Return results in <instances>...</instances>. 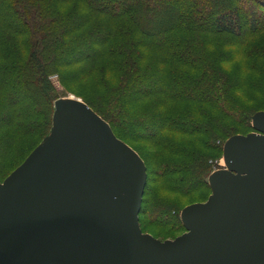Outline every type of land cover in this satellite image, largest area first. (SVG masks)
<instances>
[{"label":"trees","instance_id":"trees-1","mask_svg":"<svg viewBox=\"0 0 264 264\" xmlns=\"http://www.w3.org/2000/svg\"><path fill=\"white\" fill-rule=\"evenodd\" d=\"M53 74L144 161L142 232L174 238L223 143L264 111V0H0V181L51 128Z\"/></svg>","mask_w":264,"mask_h":264},{"label":"water","instance_id":"water-1","mask_svg":"<svg viewBox=\"0 0 264 264\" xmlns=\"http://www.w3.org/2000/svg\"><path fill=\"white\" fill-rule=\"evenodd\" d=\"M73 97L53 101L48 134L0 181V264H264V111L223 143L185 230L161 240L139 224L144 161Z\"/></svg>","mask_w":264,"mask_h":264},{"label":"rangeland","instance_id":"rangeland-1","mask_svg":"<svg viewBox=\"0 0 264 264\" xmlns=\"http://www.w3.org/2000/svg\"><path fill=\"white\" fill-rule=\"evenodd\" d=\"M148 1H151V0H148ZM157 1V0H156ZM156 1L154 0V2L156 3ZM204 3V2H203ZM202 3V4H203ZM190 11V10H189ZM189 11H187V14L189 15L190 13H189ZM82 47H85L84 45L82 46ZM83 51H87V48H81L80 50H78V51H76V52H74V54L75 55H77V54H79L80 52H83ZM226 66L228 67L229 65L228 64H226ZM50 79L52 80V82H53V84H54V86L56 87V89H57V91H58V94H59V97H66V98H69L70 96L71 97H73V96H75V95H73V94H71V93H67L65 90H64V88H63V86L61 85V83H60V80H59V78H58V76L56 75V74H53V75H51L50 76ZM73 90H75V91H77V92H79V90H78V88H73ZM73 95V96H72ZM76 97V96H75ZM81 99V98H80ZM120 122H122V121H120ZM251 124V123H250ZM252 126V125H251ZM126 128H128V130H131V131H133L132 129H131V127L129 126V123L128 124H126ZM253 128V127H252ZM254 131V129L253 130H251V131H249V132H247L246 134H248V133H250V132H253ZM245 134V135H246ZM46 136H44L42 139H41V141L45 138ZM40 141V142H41ZM127 141L130 143V144H132L138 151H140V153L147 159V162H148V164H149V168H150V170L152 169V168H154V164H153V159H154V150L146 143V142H143V141H138V140H133V139H130V138H128L127 137ZM39 142V143H40ZM38 143V144H39ZM222 147H223V145H222ZM27 157V156H26ZM25 157V158H26ZM23 162V161H22ZM21 162V163H22ZM20 163V164H21ZM213 165H214V167H213V170L212 171H214V170H217V169H220V168H222V167H224V160H223V158H222V152H221V154L219 155V156H217L216 157V159H214L213 160ZM15 169V168H14ZM13 169V170H14ZM4 179V178H3ZM210 193H211V190H210ZM210 193H209V195H210ZM208 195V196H209ZM207 196V197H208ZM207 199V198H206ZM196 202H202V201H196ZM194 203V202H193ZM191 204V203H190ZM184 205V204H183ZM188 205V204H187ZM186 205H184L183 207H182V209L185 207ZM182 209H180V212H181V210ZM180 212H179V218H180ZM181 220V219H180ZM185 229V228H184ZM155 229L152 227V226H147L146 227V231H148V233H150V232H152V231H154ZM162 240H164V239H162Z\"/></svg>","mask_w":264,"mask_h":264},{"label":"bare ground","instance_id":"bare-ground-1","mask_svg":"<svg viewBox=\"0 0 264 264\" xmlns=\"http://www.w3.org/2000/svg\"><path fill=\"white\" fill-rule=\"evenodd\" d=\"M63 98H66V97H63ZM72 98H74V97H71V96H70L69 98H66V99H72ZM223 160H224V159H223ZM224 163H225V162H224Z\"/></svg>","mask_w":264,"mask_h":264}]
</instances>
